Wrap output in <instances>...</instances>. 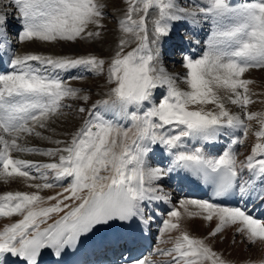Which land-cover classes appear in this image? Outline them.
<instances>
[{
	"label": "snow or ice",
	"instance_id": "6c2138e0",
	"mask_svg": "<svg viewBox=\"0 0 264 264\" xmlns=\"http://www.w3.org/2000/svg\"><path fill=\"white\" fill-rule=\"evenodd\" d=\"M124 3L127 9L118 25L132 40H119L107 61L105 98L90 108L76 109L82 122L70 139L44 135L50 122L71 107L64 103L66 99L89 100L66 84L60 73L84 68L100 74L105 59L13 55L8 61L11 70L0 73V181L19 178L36 190L0 194V217H19L0 228V264H40L45 253L61 257L110 230L127 232L117 237V243L131 251L127 246L136 243L135 234L142 235L153 219L150 206L171 203L160 182L180 170L211 185L216 197L238 195L244 203L180 200L159 230L178 233L170 237L171 248L156 249L169 257L163 264H229L209 242L227 228L249 244H264V219L247 207L253 193L264 203V112L248 111L256 101L249 88L254 81L245 78L250 69H264V0H193L191 8L178 0ZM4 6L15 10L11 17L19 25L15 35L20 43L98 38L101 32L89 27H105L102 0H8ZM189 18L193 23L210 22L206 50L199 58L182 55L180 63L186 71L170 73L164 63L168 47L184 53L176 25ZM9 27L10 14L0 11V52L9 43ZM130 42L135 47L126 51ZM226 102L237 106L242 115L229 110ZM253 120L260 125L253 133L256 142L250 154L238 159L235 146L243 145L252 127L246 121ZM234 132H241L243 138L230 139L219 155L206 153V143ZM25 136L60 146L28 147L20 143ZM156 150L170 158L167 167L150 163ZM13 153L58 160L43 163ZM56 187L62 190L55 195L40 194ZM195 217L208 224L215 221L206 236H193L182 227V221ZM124 264L161 262L130 255Z\"/></svg>",
	"mask_w": 264,
	"mask_h": 264
},
{
	"label": "rangeland",
	"instance_id": "374dc122",
	"mask_svg": "<svg viewBox=\"0 0 264 264\" xmlns=\"http://www.w3.org/2000/svg\"><path fill=\"white\" fill-rule=\"evenodd\" d=\"M178 2L182 6H185V7H189V8L194 7L193 0H178ZM195 2H200V0H195ZM7 3H8V0H3V3L0 4V11L5 12V13H9L10 14V21H11L10 23H15L17 25L16 29H14L13 32H9V34H8V36L12 37L9 39L11 40V42H13V46L15 48V49H13V51H14L13 54L14 55H24V53L27 54L26 48L24 46L26 42L20 43L18 41L16 35H15L16 32L19 30V25L17 24L16 20L12 19V17H11V13H13L15 10L13 8L4 6V5H7ZM102 3H104L106 5V7H104V9H103L105 15H104V19L102 21V23L104 24L105 27L103 29H97V28H95V26H90L88 29L89 31H100L101 32L100 37L78 39L75 42H58V43L39 42L41 49L40 48L37 49V52H38L37 54L52 55V56L60 55V56H67L70 58H76L79 56H87V55H95L99 58L106 60L105 70L103 73H100V74H95L93 72H89V71L85 70L84 68H76V69H72L68 72L60 73V76L65 80L66 84H68L69 86H71L75 89L80 90L78 95H81V96L87 95L89 97V100L87 102H85L82 99H78V98H75V99L74 98H68L64 101L65 104L71 105V107L70 108H64L62 110L64 114L59 116L58 118H55V119H58L59 123L63 122V123L69 124L68 126H70L69 127L70 129L68 128L66 133L63 132L62 136H64V137L58 136L56 138V136H54L55 137L54 139H60V140L70 139V134L72 132H74L82 122V114H79L76 111V109L79 107L90 108L92 103H94L95 101H97L101 98H105V93L107 91V87H106L107 61H108L109 57L114 54V51L116 50V45L118 44V42L121 38H126V39H129L130 41L132 40L131 36H125V34H123L120 31L119 25H118V20L123 18L124 13L126 12V9H127V5L124 3V0H102ZM185 21H186V23H191V24L188 25V28H184L183 30H181L179 36L183 37V40L190 41L193 46H196L198 55L195 58H199L203 54V52L206 50L207 38L211 34V32H210L211 24L204 23L203 21H200L199 23H193L190 18L187 20H184L183 22H185ZM183 22L181 24L184 25ZM179 26H177V29L179 28ZM190 26H191V28H190ZM202 26L205 27L206 34L208 33L207 37H201L202 35H200V37H198L196 34L199 32V30L201 28H204ZM82 40H84V41H82ZM197 40L200 41L199 44L195 43V41H197ZM80 44H84L86 46L82 47V46H80ZM88 44H91V45H88ZM132 47H135L134 42H130L126 46L125 50L129 51V50H131ZM28 52L32 53V54H36L35 52H30V51H28ZM166 56H168V55H166ZM181 60H182V58L180 57V55H177L175 52L173 55L171 54V56L169 55V57H165V60H164L165 67L167 68V70L170 73L182 75L186 70L182 67V64L180 63ZM257 73H261V75L264 77V69H253L252 71L249 70V72L246 73L245 76H247L249 78H251V76H252L251 79H253V77ZM178 82H180V81H178ZM180 84H181V82L179 83V86H181V88L186 87L183 83H182V85H180ZM261 84H262V81H261ZM262 86L263 87H261V88H263L262 90L264 91V85H262ZM236 108L237 109L231 110V111H233V112L236 111L234 113L242 114L240 112V109L238 107H236ZM248 111L251 112L250 108H248ZM23 143L28 144V140H26V141L22 140V144ZM243 144H245V143H243ZM58 146H60V145H56L55 143L45 145L46 149L56 148ZM241 147H243L241 149V151L246 152V153H244L245 155H248V153L251 152L250 146H246V144H245V145H242ZM246 148L247 149L249 148L248 149L249 152L247 151ZM46 149L41 148V150H46ZM51 158H53V159H51V161L58 160V157H51ZM48 160L49 159H46L43 161H48ZM65 185H66V182H65ZM191 210L195 211L196 209L194 207H192ZM208 225L209 224L206 223L205 228H209ZM214 226H215V223H214ZM176 235H178V233H175L174 235L168 236L167 239L169 237H175ZM191 235H193V234H191ZM220 235L221 234H219L218 236H220ZM237 235L238 234L235 233V237ZM204 236H206V235H204ZM204 236H197V237H204ZM224 240H225L224 237H220L218 239V242L222 243ZM243 241H245V240H243ZM169 242H170V240H169ZM209 242L210 243L212 242L211 245L212 244L214 245V240L212 241V239L210 240V238H209ZM231 242H233L235 244L234 241H231ZM241 242H242L241 238L239 240H237V244L241 243ZM171 243H173V242H171ZM155 244L159 245L160 243H155ZM255 244H249L246 241L245 242V248L246 247L251 248ZM213 245H212V247H213ZM214 250L218 251L216 248H214ZM217 253H219L221 256L224 255V253L222 251H218ZM167 258L169 259V257H166V256L163 257V261L164 262L167 261ZM246 259H247V261L251 260V261H248L249 263L253 262V259H251V258H246ZM231 261H234V264H240V263H238V259H231ZM260 262H264V260L263 261L261 260ZM260 262H257V263H260Z\"/></svg>",
	"mask_w": 264,
	"mask_h": 264
},
{
	"label": "bare ground",
	"instance_id": "6f19581e",
	"mask_svg": "<svg viewBox=\"0 0 264 264\" xmlns=\"http://www.w3.org/2000/svg\"><path fill=\"white\" fill-rule=\"evenodd\" d=\"M206 23L210 24V22H206ZM180 26H182V28H188L186 23H184V25L180 24ZM12 28H13V24L10 23L9 29H12ZM190 28H191V26H190ZM210 30H211V28H210ZM205 34H206V32H205V27H204V28H202L199 31V35H204V37H206L208 35V33L206 35ZM82 41H84V40H82ZM39 42L40 41L26 42L25 45H24L25 48H26V52L30 51V52L37 53V49L40 48ZM84 44H80V46H82V47L86 46ZM88 45H91V44H88ZM171 49H172V52H174L176 48L172 46ZM167 52H169V51H167ZM250 70L252 71L253 69H250ZM61 73H64V72H61ZM245 78L254 81V83L249 85V88L251 90V93L255 94V95L252 96V99L254 101H256V102L250 104V106L248 108H250L251 112H264V91L262 90L263 88H261V87H263L262 85H264V77L261 75V73H257V74H255L253 79H251L252 76H251V78L245 76ZM261 81H262V84H261ZM179 83L180 82H178V84ZM180 85H182V83ZM226 105H227L226 107L230 108L229 110L237 109L236 108L237 106L232 105L230 103L226 102ZM206 107L207 108H212L213 106L212 105H208ZM234 112H236V111H234ZM246 123H250L252 125V127H251V129L249 131L248 137L246 139H244V143L246 144V146H250V148H251L254 145V143L256 142V137L253 135V133L259 129L260 125L257 123L256 120L246 121ZM68 125L69 124L63 123V122L59 123L58 119L54 118L53 121L50 122L49 130L45 131L44 135L51 136L53 140H56V139H54L55 138L54 136H56V138H57L58 136H62L63 132L66 133V131L70 127ZM41 131H43V130H41ZM237 135H239V136H241V138H243L241 132H234L231 135H222V136L218 137V139L216 141L208 142V145L210 146L211 149L212 148L214 149L215 148V144L219 146V145L223 144L227 138L232 139V138H234ZM62 137H64V136H62ZM22 140H24V141L28 140V144L27 143H23V145L28 146V147H38L40 149L41 148L42 149H46L45 145L51 144V142H49L48 140H40V139H37L34 136H31V137L30 136H25V138L22 139ZM22 140L20 141L21 144H22ZM245 144H243V145H245ZM206 145H207V143L205 144V146ZM156 151L159 152V150H156ZM237 153H238V151H237ZM248 154H250V153H248ZM13 156L16 157V158L29 159V160H34V161L43 162V163L53 162V161H51V159H53V158H51L49 156H41V155H37V154L13 153ZM245 156L246 155H244L243 158ZM46 159H49V160L48 161H43V160H46ZM167 159H170V158L167 157V155L162 157V159H161V157H159V155H156V156H154V159H152L154 164H152L151 161H150V163L153 166L161 165V163L163 165H167L168 166L169 161L168 162L165 161ZM162 160H164L165 162H163ZM167 166H161V167H167ZM173 175L176 177L177 180H180V178L183 176L182 175V170L172 172L167 178H165V181L170 180ZM40 182L41 181H32L31 183H40ZM161 182L164 183V180L161 181ZM161 182H160V185H161L163 191L166 192V193H169L171 195V198H174L176 195L175 196L172 195V193H170L171 190H168L167 187L163 186ZM61 190L62 189L60 187H56V188H53V189H44V190H42L40 192V194L42 196L46 197V196H50V195H55V193H57V192H59ZM9 191H12V192H15V191H28V192H31V191H36V190L27 187L25 182L23 180L19 179V178L14 179V180H9L7 183H5L3 181H0V194H3L5 192H9ZM182 199L183 198L180 197L179 200L177 201V203L175 204V206L177 208L179 207V201L182 200ZM184 199H187V198H184ZM190 208H192V206H190ZM167 218H168V216H166V219ZM16 219H19V217H12L11 220L7 219V218L0 217V228H2L5 224L10 223V222H12V221H14ZM49 222H51V221H49ZM206 223L207 222L203 221L200 217H195V218H191V219H187L186 218L184 221H182V227L186 228L189 231V233L193 234V236H196V237L197 236H204V235H207L208 232L214 227L215 221L208 225L209 228H205L206 227L205 226ZM162 227H163V224L160 226V228H162ZM160 228H159V230H160ZM175 233H177V232L162 234L159 231L158 236H157V240H155V241H157L160 244L159 245H155L152 248L153 256H150L149 253H146V255H144L143 257H151L153 260L159 261V262H161V264H163V262H164L163 261V257H165V256L156 253V249L157 248L169 249L170 247H172V243L171 242H173V240L170 239V237L167 239V237L170 236V235H174ZM220 237H224V239H225L222 243L218 242V239ZM234 237H235V233H234L233 229L227 228V229H225V231L220 236H217L216 238H210V240L211 239H212V241L214 240V245L212 244L214 248H216L218 251H222L224 253V255L226 254L225 256L222 255V258L224 260L228 261L229 263L232 262L231 259H238V263H240V264H261L260 261L264 260V244H262L259 241H257L256 244L254 246H252L251 248H247V247L245 248V242L246 241H243L242 237L239 234L235 238ZM240 238H241L242 242L237 244V240H239ZM169 240H170V242H169ZM231 241H235V244L233 242H231ZM218 251H216V252H218ZM246 258L253 259V262L249 263L248 261H251V260L247 261ZM168 260L169 259L167 258V261ZM257 262H260V263H257Z\"/></svg>",
	"mask_w": 264,
	"mask_h": 264
}]
</instances>
